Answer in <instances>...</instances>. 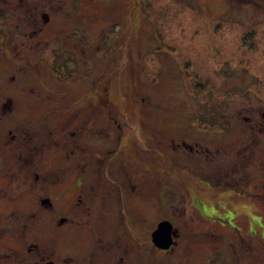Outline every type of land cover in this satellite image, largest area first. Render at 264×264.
<instances>
[{
    "label": "rangeland",
    "instance_id": "374dc122",
    "mask_svg": "<svg viewBox=\"0 0 264 264\" xmlns=\"http://www.w3.org/2000/svg\"><path fill=\"white\" fill-rule=\"evenodd\" d=\"M69 4L70 10L80 14L81 19L84 15L81 26L87 27L89 33L86 35L95 36L102 49L113 46V52H103L102 58L104 50H98L99 56L92 63L90 61L95 57L91 55L97 47L82 52L78 62L80 68L85 67L84 77L71 75L66 86L51 67L44 65L48 61L45 62L46 58L42 59L45 56L34 48L27 50L32 56L30 65L16 60L13 54L18 53V49L11 47L7 54L0 50V115L7 119H3L4 123L13 127L17 124L12 122L16 118H20V126L40 122L49 110L62 105L73 106L75 99L83 122L94 119L107 124L110 121L106 112L111 110L114 119L126 127V140L140 150H146L140 155L152 158L145 161L146 168L158 172L156 190L148 189L146 204L144 200L132 197L128 205L129 214L124 225L135 237L132 249L148 243L160 219H169L184 224L177 226H185V232H182L180 249L163 264H229L224 242L236 247L235 239L240 236L255 241L256 264H264V129H256L253 134L239 114H248L249 110L243 108L264 107V0H66L67 9ZM7 7L15 10L12 0H0V11ZM112 25L120 32V38L115 33V39H110L112 33L107 31ZM101 31L107 33L105 38L98 36ZM14 39L10 36V41ZM66 41L70 42L68 38ZM123 42H128L129 46L126 48ZM38 60L42 64L39 65ZM67 63L70 71H74L75 63L71 60ZM92 64L94 70L90 69ZM25 70L27 72L23 73ZM17 75L23 79L20 87L13 82ZM95 91L99 92L96 94ZM104 91H108L105 92L107 97H103ZM81 97L82 101L77 99ZM103 99L108 107H102ZM7 102H13L17 109L12 116L7 115L9 109H4L5 105L11 107ZM95 109L98 112L91 118ZM56 118L54 121L51 118L52 125L61 122ZM85 133L88 134L85 135L86 142L98 143L90 130L86 129ZM252 135L258 140L257 157L249 169L255 187L247 189L245 195L231 193L229 188H210L206 180L195 176L202 171L214 172L224 169L227 164L232 165L233 155L227 158L211 156L214 161L209 163L201 160V156L188 157L187 152L179 151L173 154L167 148L172 141L223 148L229 147L237 137L242 138L241 143L245 145ZM1 142L0 154L10 138L5 137ZM131 152L135 154L134 148ZM153 176L146 175L151 187L155 185ZM28 178L32 184V178ZM25 180L24 177L19 181ZM192 184L207 191L195 196ZM4 185L0 177V187ZM29 186L17 190L21 198L17 206L25 211L17 206L15 210L22 212L24 219L32 214L34 219V224L24 232L20 226V246L25 245L23 238L45 237L44 234L57 236L62 232L63 241L54 249L57 248V254L65 249L66 259L79 264L78 260L88 250L84 237L89 232L86 227L67 225V228H61L59 219L61 215L71 216L74 220L80 217L60 205L62 193L51 194L54 207L40 203L36 207L29 205L32 197H35L34 201L48 198L46 192L27 190ZM188 193L190 200H184ZM0 201L4 199L0 198ZM195 202H199L198 205ZM193 206H199L201 215L209 219L210 231L201 233L208 230L201 222L193 225L191 217L194 213L187 211ZM12 207L9 202V209ZM91 214L82 210L86 220L92 218ZM120 232H125V228L121 227ZM28 256L23 253L18 259L19 264H27ZM55 258L57 261L60 256ZM155 260L159 261L157 255Z\"/></svg>",
    "mask_w": 264,
    "mask_h": 264
},
{
    "label": "flooded vegetation",
    "instance_id": "af4514ba",
    "mask_svg": "<svg viewBox=\"0 0 264 264\" xmlns=\"http://www.w3.org/2000/svg\"><path fill=\"white\" fill-rule=\"evenodd\" d=\"M12 1L15 10L7 7V9L0 11V50L7 54L10 51L9 49L14 47L18 49V51L16 50L18 53L13 54L16 60L20 59V63L25 61L28 64H32V56L27 50L34 48L40 55L45 56L42 57V59L46 58L45 62L48 61L44 65L51 67L54 74H56L55 76L60 77L61 79L59 80L64 81L66 86H68L67 83L71 79V75L75 78L80 74V77L83 78L84 75L82 74L85 67L80 68L78 56L84 51H93L97 47L95 53L91 55L95 57L90 61L92 63L96 57L98 58L99 51L102 49L99 47L98 41L96 42L95 36L91 35V37H88L86 35V32L89 33L87 27L85 29L82 28L81 23L84 15H82L81 19V15L77 13L79 15L78 18L77 14L70 10L72 2L68 5L69 9H67L66 0ZM83 1L90 2V0ZM59 17H62L61 20L57 19ZM86 21L91 23L88 17H86ZM115 27V25H112V29L107 31L112 33L111 40L115 39V33L120 38V32ZM106 35L107 33L101 31L98 36L105 38ZM10 36L16 39L10 41ZM67 38L70 42L66 41ZM123 43L126 44V48L129 46L128 42ZM112 47L109 46L107 49L105 47L102 49L104 50L102 51V58L104 57L103 52L107 50L113 52L114 49ZM23 50H25L24 54L21 53ZM68 60L75 63L76 68H74V71H70V68H68ZM38 64H42V61L38 60ZM90 69L94 70L95 66L92 64ZM25 72L27 70L23 73ZM22 81L23 79L20 75L13 78V82L19 87ZM33 92L35 94L37 91L34 90ZM95 92L97 94L99 91ZM105 92L108 93V91H104L103 97H107ZM92 95L94 94L92 93ZM77 99L82 101V97ZM7 103L11 107L5 105L4 109H9L10 113L7 115L12 116L17 112V109L13 102ZM77 103L75 99L74 107L62 105L58 106L57 109L49 110L43 116L42 121L27 122L28 126H20V118H16L15 121H11L17 124L10 127L4 123L3 119H6L4 115H0V140L2 141L5 137H8L10 138L9 143H11L9 147V143L5 142L4 151L0 154L2 159L0 177L5 183L3 187H0V198L4 199V201H0V264H19L18 259L23 253L29 255L27 264H73L70 259H66L64 254L67 252L65 249L63 250L62 248L59 254L56 252L57 248L54 249L55 246L63 241L61 239L64 237L62 232L57 236L56 234H44L45 237L32 235V239L26 240L23 238L22 242H25V245L21 244L20 246V240L18 239L20 226L23 227L24 232L26 228L34 224L33 214L26 217L25 221L22 216L23 213L15 210L20 198L17 190L20 189L21 191L28 185H30V188L28 187L27 190H39L42 193L46 192L48 196V198L38 201H34L35 197H32L29 205L34 204L36 207L40 203L41 205L54 207L51 194L54 196L62 193L60 195V205L65 209L70 208L77 217H80V219L74 220L71 216L61 215L59 219L61 228L65 226L67 228V225L71 227H86L89 232L84 237L87 241L88 250L81 260H78L79 264H163V261H166L169 256L176 254L180 249L182 232H185V226L183 228L180 227V229L177 225L181 226L184 224L180 222L173 223L169 219H160L149 237L148 243L139 244L137 249H132V239H135V237L130 233L129 229L126 231V226L124 225L125 219L129 214L128 205L131 204V198L142 199L146 204V192L148 189H151V192L156 190L158 172L154 168L147 169V162H145L152 160V158L140 155V153L144 154L141 151L145 152L146 150H140L136 144L126 140V127L116 121V118L114 119L111 110L108 109L106 112L107 120L110 121H107V124L99 123V121L94 119L93 121L83 122L81 112L77 111L75 106ZM101 105L105 107L104 99L101 101ZM97 106H99V103ZM243 109L249 111L248 114L240 112V120L252 132L256 129H264V107L255 108L256 112L251 116L249 113L255 111L253 108ZM97 112L98 109H95L94 113L91 114V118ZM51 118H53V121L56 118V120H61V122L59 124L54 122L57 125H52L53 122H50ZM99 124L101 126H98ZM46 127L49 128L46 129ZM86 129L91 131L94 141L100 144H90L85 141V135H88L85 133ZM46 130L50 131L46 132ZM259 132L261 133V131ZM259 132H257L258 135L260 134ZM241 134L242 131H240L239 135L241 136ZM241 141L242 138L237 137L229 147L215 149L201 146L198 143L188 144L172 141L169 142L167 148L171 149L170 151L173 154L179 151L181 153L187 152L188 157L201 156L203 157L201 160L204 159L209 163L214 161L211 156L221 155L227 158L233 155L232 165L227 164L224 169L219 171H202L195 176L206 180L210 188L224 187L229 188L231 193L245 195L247 189L255 187L249 169L257 157L258 140L252 135V138L245 145ZM133 148L135 154L131 152ZM138 161L139 164H136ZM155 164L156 162L153 163V166ZM147 173L148 176L150 174L154 175L151 179H154L155 185L152 184V187L148 184L149 181L146 180ZM24 177L26 180L20 183L19 180ZM28 177L32 178V184ZM134 177L135 179H133ZM181 179L185 180L184 182L187 181L182 177ZM136 181L138 185H136ZM192 190H194L193 194L195 196L207 191L206 189L200 190V188L196 187V184H192ZM186 198L190 200L189 193L184 196V200ZM237 201L235 200V202ZM9 202L13 205L10 209ZM183 203L185 202L183 201ZM188 203H191V201H188ZM198 203L195 202L196 205ZM21 209L23 212L25 211L23 208ZM82 210H88L90 214L92 211V218L84 219ZM187 211L188 214L190 212L194 213V217H191L194 221L193 225L201 222L200 224L207 226L208 230L204 229L201 233L211 230V223L209 219L201 215L199 206L189 207ZM165 222L168 223H166L168 226L169 224L172 226L171 245L167 249L159 245H163L162 243L164 242L160 233L158 236L155 234L159 225ZM46 223H44L45 226L47 225ZM51 225L53 226V223ZM121 227L125 228V232H120ZM195 229L198 230L196 226ZM224 229L227 228L224 227ZM235 242L238 243L236 247L232 244H227V241L224 242L226 245H222L223 249L229 253V264H256L255 241L251 240V238L240 236L235 239ZM165 243L167 245V242ZM57 255L60 258L56 261L54 256ZM155 255L159 257V261L155 260Z\"/></svg>",
    "mask_w": 264,
    "mask_h": 264
},
{
    "label": "water",
    "instance_id": "95a60500",
    "mask_svg": "<svg viewBox=\"0 0 264 264\" xmlns=\"http://www.w3.org/2000/svg\"><path fill=\"white\" fill-rule=\"evenodd\" d=\"M165 223H161L158 227V230H156L155 234L158 236V234L160 233V235L163 237L164 242L162 243L163 245L159 244L162 248L167 249L170 247V241L172 239V235H171V231H172V226L171 224H169V226ZM156 237V236H155ZM167 242V245H165Z\"/></svg>",
    "mask_w": 264,
    "mask_h": 264
}]
</instances>
